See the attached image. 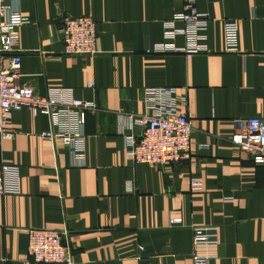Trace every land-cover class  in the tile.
I'll return each instance as SVG.
<instances>
[{
    "label": "crops",
    "instance_id": "0c3cea01",
    "mask_svg": "<svg viewBox=\"0 0 264 264\" xmlns=\"http://www.w3.org/2000/svg\"><path fill=\"white\" fill-rule=\"evenodd\" d=\"M182 7L183 0L18 1L28 19L15 47L18 82L40 95L70 87L99 110L85 117L82 165H72L60 142L39 137L46 115L11 112L0 161L18 166L20 191L0 195V264H32L30 228L66 231L73 264H192L196 225L216 227L210 264H264V166L232 142L234 119H264V0H197L209 17L208 52L149 50ZM81 15L95 22L97 52L66 54L60 27ZM224 20L237 23L238 52L226 51ZM174 42L184 45L182 37ZM145 87L177 89V109L193 127L188 159L151 167L127 153L119 115L147 112ZM173 217L181 225L169 226Z\"/></svg>",
    "mask_w": 264,
    "mask_h": 264
},
{
    "label": "built area",
    "instance_id": "2783aa9c",
    "mask_svg": "<svg viewBox=\"0 0 264 264\" xmlns=\"http://www.w3.org/2000/svg\"><path fill=\"white\" fill-rule=\"evenodd\" d=\"M19 0H0V140L9 139L11 112L28 107L33 113L46 115L49 128L39 137L55 145L58 141L68 148L72 165H82L85 157L86 138L83 133L85 117L99 110L93 100L74 95L70 87H49L44 95L37 94L25 84H20L21 56L16 50L18 29L28 23L27 17L17 9ZM197 0H183L182 10L163 21L162 41L152 45L155 53H182L190 57L208 52L206 30L209 17L198 11ZM182 23L180 27L176 22ZM64 52L72 55H93L96 50L95 22L89 15L67 17L60 27ZM182 37L179 47L174 40ZM223 38L227 52L239 50L236 21H223ZM92 83H87L91 87ZM175 87H145L143 104L146 113H121L118 132L124 137V145L131 159L151 167L178 164L190 156L192 121L177 109ZM232 142L253 163L264 166V119L241 117L233 120ZM139 127L138 135L127 133ZM19 168L15 164L0 161V195L18 194ZM192 189H198L196 180ZM130 187V186H129ZM181 225V219L173 217L169 226ZM192 264H210L216 251V227L196 225L192 227ZM27 259L32 264H73L71 250L66 244V231L49 228L27 230Z\"/></svg>",
    "mask_w": 264,
    "mask_h": 264
}]
</instances>
